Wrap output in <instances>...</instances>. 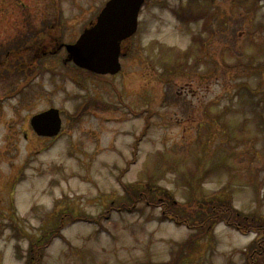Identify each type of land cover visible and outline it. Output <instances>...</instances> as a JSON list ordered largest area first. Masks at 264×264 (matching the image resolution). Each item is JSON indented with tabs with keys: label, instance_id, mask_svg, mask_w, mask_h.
<instances>
[{
	"label": "rangeland",
	"instance_id": "rangeland-1",
	"mask_svg": "<svg viewBox=\"0 0 264 264\" xmlns=\"http://www.w3.org/2000/svg\"><path fill=\"white\" fill-rule=\"evenodd\" d=\"M107 1L14 8L40 30L43 11L87 23ZM196 1L147 0L115 77L0 76V264H37V248L39 264H249L260 235L201 237L152 202L163 188L264 217V0ZM51 107L63 128L39 137L30 119Z\"/></svg>",
	"mask_w": 264,
	"mask_h": 264
},
{
	"label": "flooded vegetation",
	"instance_id": "flooded-vegetation-1",
	"mask_svg": "<svg viewBox=\"0 0 264 264\" xmlns=\"http://www.w3.org/2000/svg\"><path fill=\"white\" fill-rule=\"evenodd\" d=\"M187 1L197 2L196 0ZM14 2L15 0H0V76L7 84V90L11 88L14 90L16 81H23L33 75L34 77H40L47 74L55 79L62 78L63 74L66 73L75 82L78 81L74 77L79 76L93 81H102L104 78L110 77L88 74L84 69L78 68L73 61L67 60V45L74 44L80 37L81 32H78L79 35L74 38L69 39H64V35L59 34V31L64 30L73 33V31H80L81 29L84 31L91 28L96 22L97 14L94 13L93 18H90L87 23H83L78 18L69 19L67 17L65 20L63 11L60 9H56L54 14L47 15L43 11L37 18L40 20L43 17V20L39 22L40 30H37L34 24L36 18L31 14L32 12L26 10L20 13L14 8ZM193 16L189 18L194 20L198 18V15ZM201 16H203L202 10L199 11V17ZM191 22L194 21H188V23ZM199 34L201 33L199 32ZM124 43L122 44V56L126 55ZM42 69L45 71L43 72ZM1 90L5 91L6 89Z\"/></svg>",
	"mask_w": 264,
	"mask_h": 264
},
{
	"label": "water",
	"instance_id": "water-1",
	"mask_svg": "<svg viewBox=\"0 0 264 264\" xmlns=\"http://www.w3.org/2000/svg\"><path fill=\"white\" fill-rule=\"evenodd\" d=\"M145 0H109L96 24L86 29L79 40L68 46L69 59L98 74H117L121 70L122 42L138 28V17ZM31 125L40 136L53 137L62 127L60 112L51 108L34 115Z\"/></svg>",
	"mask_w": 264,
	"mask_h": 264
},
{
	"label": "trees",
	"instance_id": "trees-1",
	"mask_svg": "<svg viewBox=\"0 0 264 264\" xmlns=\"http://www.w3.org/2000/svg\"><path fill=\"white\" fill-rule=\"evenodd\" d=\"M158 190L160 192L159 198L156 196L152 202H156L157 206L162 209L164 217L179 225H186L189 229L197 230L199 232L198 236H205L219 224H225L245 234L255 233L260 235L248 248V263L264 264V217L256 214L246 215L237 210L231 202L223 200L219 196L202 198L186 204H176L173 202L174 200H172L173 198L169 191L163 188ZM129 198L134 201L140 198V193L131 191ZM67 217L65 215L61 220H68ZM36 250L33 256L40 263L39 255L43 250L38 248Z\"/></svg>",
	"mask_w": 264,
	"mask_h": 264
}]
</instances>
